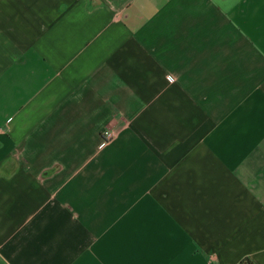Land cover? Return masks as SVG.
Wrapping results in <instances>:
<instances>
[{"label": "crops", "instance_id": "1", "mask_svg": "<svg viewBox=\"0 0 264 264\" xmlns=\"http://www.w3.org/2000/svg\"><path fill=\"white\" fill-rule=\"evenodd\" d=\"M246 257L264 0H0V264Z\"/></svg>", "mask_w": 264, "mask_h": 264}, {"label": "built area", "instance_id": "2", "mask_svg": "<svg viewBox=\"0 0 264 264\" xmlns=\"http://www.w3.org/2000/svg\"><path fill=\"white\" fill-rule=\"evenodd\" d=\"M168 80H172V77L170 75H166ZM115 136V131L111 128H105L102 132H101V138L100 141L98 143V147L101 148L104 145H106L113 137Z\"/></svg>", "mask_w": 264, "mask_h": 264}, {"label": "trees", "instance_id": "3", "mask_svg": "<svg viewBox=\"0 0 264 264\" xmlns=\"http://www.w3.org/2000/svg\"><path fill=\"white\" fill-rule=\"evenodd\" d=\"M238 264H255L250 258H243Z\"/></svg>", "mask_w": 264, "mask_h": 264}]
</instances>
